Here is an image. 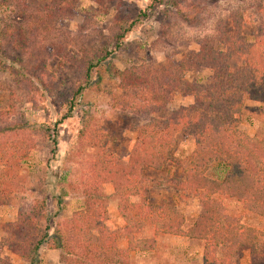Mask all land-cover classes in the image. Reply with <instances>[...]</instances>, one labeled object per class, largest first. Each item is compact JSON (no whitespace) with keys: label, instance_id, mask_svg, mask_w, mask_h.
Segmentation results:
<instances>
[{"label":"trees","instance_id":"1","mask_svg":"<svg viewBox=\"0 0 264 264\" xmlns=\"http://www.w3.org/2000/svg\"><path fill=\"white\" fill-rule=\"evenodd\" d=\"M9 1L20 5L18 18L26 20L35 0H0V40L8 35L18 51L24 50L29 46L26 29L19 26L12 32L11 25H3L2 16L8 15ZM186 1L153 0L141 15L145 18L156 7L164 6L159 15L168 17L170 10ZM52 3L58 14H64L73 9L76 0ZM134 25L136 20L118 38ZM30 29L36 30L37 24L33 23ZM236 29L239 34L220 31L223 50H216L213 42H202L197 53L180 62L167 57L163 69L153 73L147 69L138 72L135 68L124 71L111 68L105 49L104 55H95L84 62L80 74L85 84L91 81L93 73L99 79L109 73L108 78L119 81L128 96L123 104L149 121L136 128L135 144L126 161L105 150L107 135L96 130L91 133L89 138L92 142L97 139V146L89 183L84 189L69 184L67 193L62 185L53 186L57 192L61 191L59 194L41 191L32 206L18 211V219L7 224L8 238L1 240V249L27 264H39L42 249L57 251L60 264H130V253L156 251L159 239L171 236L199 241L203 247V264H236L240 249H247L251 257L264 261V243L258 241L259 237L264 238V226L257 229L246 225L222 203V199H234L246 213L264 219V137H250L239 130L246 103L264 104V31L253 41H247L240 32L241 26ZM1 52L0 42V70L4 71L6 55ZM199 68L211 71L207 85L190 84L184 79L187 70ZM21 72L22 68L13 67L7 71L19 84L25 80ZM36 78L43 80L41 74ZM83 90L84 87H79L73 93L63 120L72 117L75 98ZM177 94L191 97L192 104L165 119L158 118ZM13 114L12 105L6 112H0V207L8 204L11 192L20 190L19 171L35 148L28 131L32 125L10 121ZM87 117V114L81 116V127L88 126ZM177 135L192 138L195 145L189 156L179 160L172 155ZM168 163H176L182 172V179H174L171 187L196 197L199 202L200 212L188 228L184 227V216L175 207L166 201L159 204L149 201L151 189L159 185L145 173L161 171ZM215 164L224 169L223 177L209 174ZM106 184L113 189L117 212L123 220V226L115 230L107 226L111 195L103 190ZM68 196L81 199L84 207L71 218L59 220L61 202ZM51 197L58 206L55 213L48 204ZM121 242L125 248L120 247ZM0 264H9V260L1 258Z\"/></svg>","mask_w":264,"mask_h":264},{"label":"rangeland","instance_id":"2","mask_svg":"<svg viewBox=\"0 0 264 264\" xmlns=\"http://www.w3.org/2000/svg\"><path fill=\"white\" fill-rule=\"evenodd\" d=\"M52 1L32 2L26 20L18 18L20 5L9 1L8 15L2 16L3 25H11L12 32L19 26L26 29L29 46L18 51L8 35L0 40L1 53L6 55L5 70H0V112H6L12 105L14 114L9 120L32 125L28 131L35 142L34 150L19 171L22 175L20 190L11 192L8 204L0 207V257L9 260V264H27L1 249V240L8 238L7 224L18 219V211L32 206L43 190L48 195L61 193L53 186L62 185L67 193L69 184L84 189L89 183L93 151L97 146V139L92 142L89 135L95 130L107 135L105 150L126 161L135 144L136 128L149 121L123 104L128 96L119 81L108 78L109 73L101 79L93 73L91 81L85 84L80 74L84 62L95 55H104L105 49L111 68L120 71L135 68L138 72L147 69L153 73L163 69L167 57L180 62L197 53L202 42H213L216 50H223L225 47L219 40L222 30L239 34L236 27L240 25V32L246 35L247 41H253L264 31V0H187L179 8L170 10L168 17L159 15L164 8L159 6L145 18L141 13L148 10L153 0H101L100 3L76 0L73 9L64 14H58ZM133 20L136 25L118 38ZM33 23L37 24L36 30L30 29ZM11 67L22 68L21 77L25 80L21 84L9 77L7 71ZM39 74L41 81L36 78ZM210 76L211 71L206 68L189 69L184 73V79L190 84L207 85ZM79 87L84 90L81 97L75 98L72 117L63 120L67 103ZM192 102L191 97L177 94L157 117L165 119ZM246 107L239 130L250 137H264V104L247 102ZM85 114L88 126L82 128L81 116ZM80 132L83 137H79ZM194 148L192 138L177 135L172 155L177 160L184 159ZM217 165L209 174L214 178L223 177L224 169ZM145 174L159 185L151 189L150 203L166 201L184 216V227L191 226L200 207L196 197L171 187L174 179H182L179 166L168 163L161 171ZM103 190L111 195L107 204V226L109 230L118 229L123 226V220L117 212L113 189L106 184ZM48 202L55 213L56 200L51 197ZM222 203L246 225L257 229L264 226L263 218L246 213L234 199H222ZM60 207L59 220H64L84 206L81 199L68 196ZM258 241L263 244L264 238L259 237ZM122 243L120 247L125 248ZM129 255L130 264H203V247L199 241L171 236L161 237L156 251ZM39 264H60L58 253L42 249ZM236 264H264V261L251 257L247 249H240L236 253Z\"/></svg>","mask_w":264,"mask_h":264},{"label":"crops","instance_id":"3","mask_svg":"<svg viewBox=\"0 0 264 264\" xmlns=\"http://www.w3.org/2000/svg\"><path fill=\"white\" fill-rule=\"evenodd\" d=\"M106 194H108L107 192H105ZM109 195V194H108ZM122 244H125L124 242L122 243ZM124 246H126V245H124ZM49 251V250H48ZM51 252V251H50ZM52 252H57V251H52ZM58 253V252H57ZM58 255H59V253H58Z\"/></svg>","mask_w":264,"mask_h":264}]
</instances>
